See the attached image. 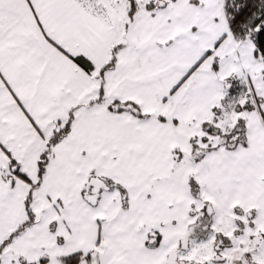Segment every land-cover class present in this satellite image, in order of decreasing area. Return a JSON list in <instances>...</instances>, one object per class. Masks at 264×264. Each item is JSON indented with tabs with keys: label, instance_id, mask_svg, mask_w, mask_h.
I'll list each match as a JSON object with an SVG mask.
<instances>
[{
	"label": "snow or ice",
	"instance_id": "1",
	"mask_svg": "<svg viewBox=\"0 0 264 264\" xmlns=\"http://www.w3.org/2000/svg\"><path fill=\"white\" fill-rule=\"evenodd\" d=\"M0 264H264V0H0Z\"/></svg>",
	"mask_w": 264,
	"mask_h": 264
}]
</instances>
